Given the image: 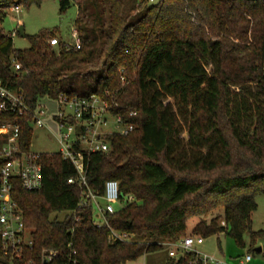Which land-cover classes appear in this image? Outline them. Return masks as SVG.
<instances>
[{
	"label": "trees",
	"instance_id": "1",
	"mask_svg": "<svg viewBox=\"0 0 264 264\" xmlns=\"http://www.w3.org/2000/svg\"><path fill=\"white\" fill-rule=\"evenodd\" d=\"M44 1L0 0V21L14 6ZM72 1L81 48L44 29L16 49L0 30V81L32 110L61 92L108 91L113 112L135 128L109 135V152L87 156L88 188L102 197L116 180L120 197L136 200L98 218L91 200L81 206L86 187L68 182L77 177L74 165L44 153L41 188L26 191L16 180L13 191L33 246L12 263L0 251V264H127L190 235L224 233L241 247L246 234L251 244L264 242V230L252 228L264 195V0ZM72 1L59 0L61 11ZM4 122L20 126V148L29 152L32 116L0 111ZM193 217L199 222L188 234ZM111 230L128 238L113 241ZM51 250L57 256L44 262ZM195 258L186 253L167 264Z\"/></svg>",
	"mask_w": 264,
	"mask_h": 264
},
{
	"label": "built area",
	"instance_id": "2",
	"mask_svg": "<svg viewBox=\"0 0 264 264\" xmlns=\"http://www.w3.org/2000/svg\"><path fill=\"white\" fill-rule=\"evenodd\" d=\"M20 8V6H14L11 9L17 12ZM72 35L74 42L67 43V46L80 49L81 39L76 28ZM49 43L56 46L59 44V39L56 37ZM15 69L20 70L21 65L16 64ZM51 100L60 106L58 114L54 116L60 129V135L55 137L59 151L55 153L69 160L77 171V177L69 178L68 182H78L81 187H86L81 206L87 205L88 200H91L97 217L103 219L106 213H114L119 207L133 203L136 198L132 194L126 195L123 199L120 197L119 183L116 180L105 183V192L102 197L89 190L87 184V156L98 152H109L110 144L107 141L109 135H127L135 128L134 124L124 122L121 115L113 112L115 101L110 97L109 92L106 91L103 95L91 94L86 97L61 92L56 99ZM0 111L17 113L20 116L30 114L33 127L37 126L39 129L45 127L43 118L47 112L41 102L35 110L30 109L20 91L10 90L1 81ZM135 115L136 111L130 113V116ZM19 135L18 124L0 123V251L4 256L9 257L11 263L15 260H23L25 248L33 246L32 230L26 227L23 212L13 196L15 181L19 180L26 191L40 189L43 182L40 159L44 153H37L32 149L29 152L23 151L19 145ZM100 223L101 221L98 222L99 226ZM127 238V234L111 230V240ZM203 243L202 236L190 235L166 245L170 247V258L178 259L186 253L193 252L196 258L190 264H228L215 255L199 251L197 246ZM55 256H57L56 251H43L42 258L44 262H49ZM251 259V255H247L240 263L243 264Z\"/></svg>",
	"mask_w": 264,
	"mask_h": 264
},
{
	"label": "rangeland",
	"instance_id": "3",
	"mask_svg": "<svg viewBox=\"0 0 264 264\" xmlns=\"http://www.w3.org/2000/svg\"><path fill=\"white\" fill-rule=\"evenodd\" d=\"M72 1V0H71ZM161 0H148L149 6L156 5ZM78 16V8L73 3L67 11L62 12L59 0H45L41 6H32L30 8L21 7L19 11L8 10L6 17L0 21V30L9 33L13 37L14 47L16 49H26L30 46L27 36L37 34L41 30H57L56 35H61L63 39L72 44L73 30L75 29V20ZM20 26L24 27V36L18 32ZM170 99H165V103H170ZM41 105L46 109L44 116L45 127L40 130L34 126V136L32 141V150L37 153L58 152L59 145L55 139L60 135V129L54 116L58 114L60 106L57 102L43 98ZM187 138V133L183 134ZM102 201V200H101ZM103 202V201H102ZM258 208L253 213L252 228L255 231L264 230V195L257 197ZM221 210L214 211L208 218L220 215ZM66 213H56L52 217L57 216L63 219ZM199 220L193 217L188 221V228ZM223 223V222H222ZM245 246H239L232 238L224 233L218 236H212L204 239V243L197 246V249L207 254L215 255L224 260L228 264H240V260H244L247 255H251L252 260L244 262L246 264H264V242L257 240L251 244L249 235L244 236ZM172 243V242H171ZM169 243V244H171ZM259 247L263 251H257ZM170 247L166 245L163 249L149 253L136 261H130L127 264H167L170 260Z\"/></svg>",
	"mask_w": 264,
	"mask_h": 264
},
{
	"label": "crops",
	"instance_id": "4",
	"mask_svg": "<svg viewBox=\"0 0 264 264\" xmlns=\"http://www.w3.org/2000/svg\"><path fill=\"white\" fill-rule=\"evenodd\" d=\"M40 130H42V129H40ZM43 131V130H42ZM44 132V131H43ZM220 214H222V213H220ZM211 218H213V217H211ZM211 218H207L208 220H210ZM199 222V220H197V222H195L190 228H188V234H191V232H192V229H193V227L197 224ZM261 251H263V248H262V250ZM252 260V259H251ZM250 260V261H251ZM241 261V260H240ZM241 264V263H240ZM243 264H246V263H244L243 262Z\"/></svg>",
	"mask_w": 264,
	"mask_h": 264
},
{
	"label": "water",
	"instance_id": "5",
	"mask_svg": "<svg viewBox=\"0 0 264 264\" xmlns=\"http://www.w3.org/2000/svg\"><path fill=\"white\" fill-rule=\"evenodd\" d=\"M18 32L24 36V27L23 26H20L19 29H18ZM257 251H261L262 248L259 247L258 249H256Z\"/></svg>",
	"mask_w": 264,
	"mask_h": 264
}]
</instances>
